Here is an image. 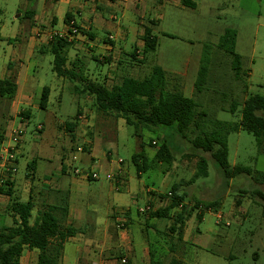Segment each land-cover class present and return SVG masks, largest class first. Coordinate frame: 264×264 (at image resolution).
I'll return each mask as SVG.
<instances>
[{
    "label": "rangeland",
    "instance_id": "obj_1",
    "mask_svg": "<svg viewBox=\"0 0 264 264\" xmlns=\"http://www.w3.org/2000/svg\"><path fill=\"white\" fill-rule=\"evenodd\" d=\"M208 1L204 0L195 10L177 8L175 0H164L162 8L155 7L151 16L155 17L156 23L151 25V32L156 36V47L154 51L145 52L142 61L133 62V72L125 73L141 79L150 73L153 65H158L165 72L169 88H178L184 96L194 100L196 111L204 115L197 122L198 128L191 125L182 137L175 126L160 125L153 129L140 128L137 130L139 136L134 135L133 128L126 125L122 118L96 111L91 96L77 95L73 90L77 82L55 75L51 68L52 54L40 47L44 42L33 46L32 27L44 32H49L50 28L62 32L65 28L62 19L65 11L69 10L66 0H0V79L12 73L20 86L19 94L29 97L30 101L16 106L14 98H0V147L11 128L21 125L22 130L20 150L15 157L18 159L14 172L16 181H22L26 173L25 164L31 158L36 159L34 180L48 170L55 174L53 170L59 165L61 157L70 167L98 172L99 180L85 183L80 189H71L72 194L76 193L82 199H77L82 211L80 217L70 216L72 226L83 228L86 236L92 225L102 228L105 223H112L109 214L116 202L127 205L129 220H123L125 224L118 228L125 237L129 235L125 239L128 248L131 244L135 248L137 259H132L133 264H138L141 242L147 244L153 258L160 259L162 264H171V256L180 264H264V216L261 214L264 200L259 196V193L264 196V184L253 181L247 174L225 177L208 155L194 149L190 143L199 130H209L214 120L237 122L242 101L247 96H264V0ZM29 10L43 13L45 17L37 18L36 24H33V16L24 15ZM101 14L107 18L113 15L110 11ZM51 15L56 17L54 22ZM75 15H78L77 12ZM75 17L78 19V16ZM119 17V11L115 12V19ZM225 28L235 32L234 51L241 58L238 78L234 77L230 67L229 55L216 48ZM36 30H33L34 36ZM94 31L98 37L104 34L101 29ZM129 33L128 40L133 42L132 27ZM69 55L72 58L73 54ZM201 56L206 58V76L202 89L196 91L194 81ZM87 64L88 73L97 78L106 70V64H98L93 58L88 57ZM44 86L49 89L48 100L45 108H38L37 101ZM232 105L236 109L234 112L230 110ZM78 107H81L83 119L93 124L90 128L83 126L85 135L93 136L96 145V159L92 163L85 151L77 153V159H71L70 136L66 129L59 128L63 122L72 120ZM22 110H28V118L19 114ZM38 124L42 125L41 130L36 129ZM104 124L109 127L102 131ZM95 129L100 132L93 135ZM162 141L168 144L172 153L170 163L151 161ZM75 142L77 145L83 141L78 139ZM226 143L230 166L264 172V153L258 152L255 136L251 132L243 129L230 132ZM140 144L149 167L137 175L130 156L139 150ZM201 155L206 156V174L197 172L196 163ZM118 159L122 162L118 163ZM119 164L124 168L122 178L126 181L125 187L115 190L113 186L109 189L110 182L114 185L115 168ZM106 172L113 177L106 178ZM99 181L103 182L100 188ZM174 183L178 184L179 193L185 194L184 205L189 208L195 201L199 202L184 224L185 246L175 233L168 230L171 218H148L147 212L137 211L147 204V190L156 196L157 193L167 192ZM115 196L121 200L115 201ZM21 198L26 200L23 195ZM6 200V195L0 194V225L11 224L12 216L5 208ZM213 200H217L218 204L206 208L205 204ZM57 201L60 204L67 202L66 195L61 193ZM200 212L202 218L198 220ZM35 215L36 208L33 207L30 223ZM109 251L105 249L102 257L110 255L112 252ZM76 253L75 244L65 243L66 264H76V258L79 259L77 264L97 261L96 252L89 256L82 254L81 257ZM29 264H36V261Z\"/></svg>",
    "mask_w": 264,
    "mask_h": 264
},
{
    "label": "trees",
    "instance_id": "obj_2",
    "mask_svg": "<svg viewBox=\"0 0 264 264\" xmlns=\"http://www.w3.org/2000/svg\"><path fill=\"white\" fill-rule=\"evenodd\" d=\"M56 1V0H51ZM181 5L194 8L192 0H178ZM32 17V11L24 14ZM73 20L69 12L64 13L63 23L68 24ZM74 26L80 31L78 25ZM169 35V34H168ZM142 55L145 52L154 51L156 47V36L150 30L145 29L141 37ZM71 40H66L62 36L53 34L44 45V49L52 54V71L56 76L77 82L73 85V90L77 93H86L93 97V105L96 111L111 113L115 117H120L124 123L133 128V134L138 135L140 128L153 129L156 126H175L180 136L185 137V131L192 125L198 128V120L203 118L204 113L196 111V103L191 97L184 96L178 88H169L165 79L164 70L153 65L150 73L137 79L131 76H123L120 81L106 86L101 82L86 79L83 75L82 66L73 59L69 66L66 65L67 59L65 51ZM235 32L225 28L219 36L216 48L224 51L230 57V67L234 77L240 76V55L234 51ZM134 60V53L131 55ZM206 58L201 56L199 69L194 81V89L200 91L204 85L206 76ZM9 69V65L7 66ZM16 91L15 77L12 73L6 74L0 79V98L11 100ZM48 87H42L37 105L45 108L48 98ZM234 112L235 106L230 107ZM21 116L28 118V110H22ZM78 113H76L77 115ZM237 122L214 120L210 123L209 130H199L192 139L191 146L209 156L222 170L225 177L233 175L247 174L255 182L264 184V172L250 171L245 167L230 166L227 161L226 136L230 132L243 129L251 132L255 136L258 152L264 153V96L252 94L243 99L239 110ZM76 115L72 120L66 122V131L71 132L76 123ZM2 135L0 134V141ZM153 142V141H152ZM86 146H83L85 150ZM206 156H199L197 160V172L206 174ZM131 162L135 165L138 172H142L149 167L143 145H139V150L130 156ZM151 161L170 163L172 153L168 144L162 141L156 147ZM34 160L27 163V169L31 170ZM90 179V178H89ZM11 180L9 178L0 179V193L8 196L5 208L11 213V224L0 226V264H19V257L22 249L37 250L36 264H60L62 248L65 240L77 232L76 228L63 226L62 221L67 214V203L64 201L59 205H44L37 210L32 221L29 222L31 209L33 206L30 197L25 201H20L11 194ZM178 184H171L169 190L158 193L157 196L165 203L147 212L148 218H171L168 230L175 233L178 240H182L185 221L190 216L193 208L199 202L187 207L182 203L184 193H179ZM169 193V194H168ZM264 200V196L259 193ZM217 200L207 202L206 208L215 207ZM176 209L171 213L172 210ZM215 209V208H212ZM264 216V205L261 208ZM202 212L197 215L200 220ZM125 224V223H124ZM171 264H180V261L171 258ZM147 264H162L160 259H154L148 251Z\"/></svg>",
    "mask_w": 264,
    "mask_h": 264
},
{
    "label": "crops",
    "instance_id": "obj_3",
    "mask_svg": "<svg viewBox=\"0 0 264 264\" xmlns=\"http://www.w3.org/2000/svg\"><path fill=\"white\" fill-rule=\"evenodd\" d=\"M59 1V0H58ZM195 3L194 8L190 9H198L200 3L204 0H192ZM213 1V0H210ZM208 1V2H210ZM54 2H57L54 1ZM69 5V10L65 12H69L78 25L80 31L78 34L72 36L71 43L68 45L66 49V65L69 66L70 61L73 59H77V63L82 66L83 75L86 79L98 81L103 83L106 86H111L120 81L121 77L128 76L126 75L129 71L134 70L133 62L134 61H142V35L145 29L150 30L151 32V25L156 23V19L154 16H151V11L157 8H162L164 4V0H66ZM174 6L177 8H188L180 4L178 0H175ZM32 11V20L33 24L36 22L37 18H41L44 16L43 13ZM109 11L112 12L113 15H109L107 18L101 12ZM120 13L119 19H115V12ZM77 12L78 15H75ZM160 15V14H159ZM75 16H78L76 19ZM45 17V16H44ZM51 21L56 18L54 15H51ZM36 24V23H35ZM63 24V19H62ZM61 27V26H60ZM133 28V37L132 41L128 40V36L130 35L129 31ZM95 30L101 29L103 30V36L98 37L95 33ZM34 27H32L33 33V46L39 45V42L43 43L40 44V47L43 48L46 45L49 36L47 32H42L40 34H36L34 36ZM55 30L50 28L49 33H55ZM152 34V32H151ZM110 35V37H109ZM131 44L130 46H127ZM43 51L45 49L43 48ZM73 54L72 58H70L69 54ZM134 53V60H132L131 55ZM89 58H93L98 64H106V70L100 75V80L95 77L94 74L88 73V64L87 60ZM121 57V59H120ZM113 59V60H112ZM87 70V73H86ZM58 77V76H57ZM132 77V76H131ZM62 78V77H59ZM16 82V81H15ZM24 83H22L23 85ZM19 87L16 83V91L13 96L14 100L16 101V106H20V104L29 103V97L22 96L19 94ZM49 93V91H48ZM85 95L86 93H80L77 95ZM88 95V94H87ZM91 96V95H88ZM92 97V96H91ZM48 100V98H47ZM93 100V97H92ZM38 107V105H37ZM46 107V106H45ZM39 108V107H38ZM80 108L78 107L75 111L78 113L76 117V123L72 127L71 132H68L71 143L69 144V148L72 150L73 146L76 145L75 140H82L86 145L85 151L89 154V162L92 163L94 161L95 156L94 153L96 152L95 144L93 143V136L87 137L85 135L86 129H83V126L89 127L93 124L91 122H87L83 119V116L80 115ZM104 115H112L111 113H102ZM114 116V115H112ZM115 117V116H114ZM116 118V117H115ZM23 124V123H22ZM21 126V125H18ZM40 129H42V125L40 124ZM67 125L66 122H63L60 125V129H66ZM109 125L104 124L101 129H108ZM96 132H100L95 129L93 135ZM20 150V147H19ZM31 160H34L33 165L31 166V170L27 169V163ZM18 164V159L16 158V166ZM26 173L23 175V179L21 182L16 181L15 173L11 175V195L18 200L22 201L21 195L24 198L30 197L33 202V207L36 208V212L44 205H59L60 202L57 200L60 198L61 193H64L67 197V214L63 219L62 223L63 226H71L77 229V232L72 236L68 237L62 248L60 264H66L68 262L65 254H64V245L67 242H71L75 244V252H78L80 257L82 254L89 256L92 252H96L97 254V263L102 264H122L120 262V257H126L125 264H133L132 259L136 261V251L133 245L131 244V248H128L127 241L125 240L128 236L125 237V234L117 227V222L119 219H123L124 221L129 220V207L126 205H122L121 202H116L115 206L112 207V210L109 215H111L112 223H106L102 226V228H97V226L91 227V231L85 236L83 234V228L79 226H72V220L70 216L80 217L82 211L80 210L79 201H81V197L76 193H71V189L75 187L80 189L81 186H84L85 183L90 181H95L99 179H89L83 177L80 174H74L73 168L70 167L69 164L65 163L63 157H61L59 161V165L53 170L55 174H48L45 172L42 174L40 178L34 180V175L36 172V159L31 158L25 164ZM70 168L72 171H70ZM116 176L115 180L116 184L112 185L111 182L109 183V189H112L114 186L115 190H119L121 187H125V179L122 178L124 174L123 165L119 164L116 166ZM16 171V170H15ZM107 173V172H106ZM138 172L137 175H139ZM71 174V175H70ZM103 185L102 181H99L98 188ZM21 190V191H19ZM20 192V194H18ZM1 194V193H0ZM158 194V193H157ZM155 196L154 192L147 190V198L146 203L154 207L164 205L165 201L160 200L159 197ZM6 195V194H1ZM77 195V196H76ZM150 195V196H149ZM6 203L8 201V196L6 195ZM79 199V201L77 200ZM115 201L121 200L118 196L113 197ZM156 199V200H155ZM153 202V204L151 203ZM155 202L157 203L156 206L154 205ZM6 205V204H5ZM81 211V212H80ZM123 218L121 217L122 215ZM35 217V216H34ZM33 217V219H34ZM202 218V217H201ZM4 224H1L2 226ZM128 232V230H127ZM182 244L185 246V237H184V229L182 234ZM105 247V248H104ZM105 249H109L110 255L107 257H102V253ZM140 256L138 257V264H147L148 263V248L147 244L144 242L140 243ZM76 253V254H78ZM37 257V250L32 248L29 249L24 247L22 249L21 255L19 257V264H29V262L36 261ZM173 258V256H171ZM147 259V262H146ZM79 259H75V263L77 264ZM90 262L89 264H91Z\"/></svg>",
    "mask_w": 264,
    "mask_h": 264
},
{
    "label": "built area",
    "instance_id": "obj_4",
    "mask_svg": "<svg viewBox=\"0 0 264 264\" xmlns=\"http://www.w3.org/2000/svg\"><path fill=\"white\" fill-rule=\"evenodd\" d=\"M74 23H75L74 20H70L68 24H64L65 28L62 32H59V33L56 32L54 34H56L57 36H62L66 40H71V35L73 36L78 32V29L76 28V26H74ZM35 32H36V34H40L43 31H41L39 29V30H36ZM47 35L50 38L53 34L47 32ZM109 37H110V35H109ZM40 127H41L40 124H38L36 126V129H40ZM21 132H22V130H21L20 126H17L16 128H11V130L8 133L7 139H5L1 142V147H0V179H5V178L10 179L11 175L16 170V158L15 157H16V154H18V152H19ZM83 146H86L84 144V142L74 146V148L72 149V155H71L72 160L77 159V153H79L80 151H83ZM117 161H118V163L122 162L121 159H118ZM73 173L74 174H80L83 177L90 178V179H98L99 178L98 172H96L94 170L81 171L78 168L74 167ZM105 177L108 179H111L113 177V175H111L110 173H106ZM113 184L115 185L116 181H114ZM151 209H152V206L147 203L144 207L138 208L137 211L141 212V213H146ZM217 217H219V215H217ZM123 225H124L123 219H119L117 227H123ZM119 260L122 264L126 263L125 257H121ZM91 264H99V263L92 262Z\"/></svg>",
    "mask_w": 264,
    "mask_h": 264
}]
</instances>
